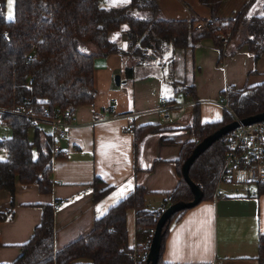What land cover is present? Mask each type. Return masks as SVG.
Masks as SVG:
<instances>
[{"label": "trees", "instance_id": "trees-1", "mask_svg": "<svg viewBox=\"0 0 264 264\" xmlns=\"http://www.w3.org/2000/svg\"><path fill=\"white\" fill-rule=\"evenodd\" d=\"M210 9L211 17L201 19H167L159 14L157 0H130L122 7H103L101 0H14V16H6V0H0V118L1 124L12 129V136L0 139V190L11 195V209L0 210V224L14 216L16 181L23 185L36 184L42 193H51L55 183L50 174L60 153L53 152V137L39 126H33L25 116L14 111L18 105L46 104L51 110L77 109L93 103L97 96L94 77L96 55L120 53L145 64L165 57L168 51L193 50L203 39L210 38L220 50L221 60L247 47L258 61L264 54V6L257 15H250L253 0H249L233 17L217 16L224 0H199ZM203 24L196 30L197 24ZM125 32L128 47L123 49L111 40V34ZM235 39L240 44L229 53ZM173 58V54L170 57ZM133 66H127L131 78ZM175 96L169 104L196 99L195 85L175 80ZM235 115L244 119L264 112V83L242 89L228 87ZM33 102H27L28 98ZM235 120L225 109L219 121L202 122L195 103L188 130L194 139L182 147L177 162L180 182L171 195L169 205L193 199L190 186L182 175V164L196 145L221 126ZM32 131V133H31ZM136 142L146 135L159 133L156 125L132 128ZM228 139L223 136L204 151L191 165L189 175L204 192L203 200L213 199L223 168ZM94 201L103 199L112 186L95 177L91 183ZM264 193V185H258ZM164 204L166 209L169 206ZM59 203L42 205V220L30 240L22 246L21 255L11 264H74L86 258L90 264H135V248L129 242L127 213L135 212L137 249L151 242L162 211L149 209L147 191L137 184L124 198L93 221L92 228L61 248L55 246L54 215ZM190 209V208H189ZM189 209L176 212L163 228L160 258L173 223ZM258 261L264 264V234L258 239Z\"/></svg>", "mask_w": 264, "mask_h": 264}, {"label": "crops", "instance_id": "crops-1", "mask_svg": "<svg viewBox=\"0 0 264 264\" xmlns=\"http://www.w3.org/2000/svg\"><path fill=\"white\" fill-rule=\"evenodd\" d=\"M157 1L163 18L211 17L210 9L199 0ZM248 1L224 0L217 16L231 18ZM107 2L112 7H122L130 0ZM256 2L252 1L250 15H257L252 12ZM111 40L123 49L128 47L125 32L112 33ZM239 44L240 40L232 41L229 53ZM127 66H133L131 78L126 73ZM116 75H120L119 85ZM94 77L97 96L93 103L77 108V119L62 141L61 157L54 160L50 174L55 183L53 191L42 193L36 184L16 181L14 216L0 224V264H11L21 255L22 246L41 223L42 205L59 203L54 215L56 248L87 233L96 218L137 184L146 188L148 208H160L166 195L180 182L177 162L183 145L194 139L188 126L195 103L202 122L221 120L225 112L222 91L264 83V54L256 61L245 46L221 60L220 50L206 38L193 50L172 53L170 49L165 57L145 64L120 53L96 55ZM175 80L194 84L196 99H188L194 103L179 118L165 123L158 107L161 97L170 100L175 96ZM178 101L185 100L178 98ZM108 106L112 111L104 115ZM144 125L159 126L161 131L136 142L132 128ZM39 128L47 134L52 132L48 124H40ZM95 177L113 187L98 202L94 201L91 188ZM9 209L11 195L0 190V210ZM127 227L133 246L136 239L133 210L127 213ZM261 234H264V193H259L258 188L250 192L222 185L213 199L201 201L172 224L162 259L168 264H259ZM90 263L81 258L74 264Z\"/></svg>", "mask_w": 264, "mask_h": 264}, {"label": "built area", "instance_id": "built-area-1", "mask_svg": "<svg viewBox=\"0 0 264 264\" xmlns=\"http://www.w3.org/2000/svg\"><path fill=\"white\" fill-rule=\"evenodd\" d=\"M203 24L196 25V30H201ZM27 102L32 103V98ZM194 103V102H192ZM189 100L177 104H169L165 97H161L158 112L165 123H169L180 117L186 107L191 105ZM222 106L231 112L235 120L240 122L239 126L230 131L226 137L228 139L229 149L225 154L224 164L220 173L216 194L221 186L230 183L236 185H247L255 183L264 185V120L249 124L241 123L229 105L228 95H224L221 100ZM112 111L111 106L103 110V114H109ZM17 115L25 116L33 126L48 124L52 127L51 135L53 137L54 154L62 151V141L67 137L70 128L77 119V109H55L51 110L46 104L41 103L38 106L18 105L14 111ZM134 118L135 115H132ZM1 124V118H0ZM171 201V195L168 194L163 201L160 210L164 211ZM151 242H146L141 249H137L136 239L133 247L135 264H146Z\"/></svg>", "mask_w": 264, "mask_h": 264}, {"label": "water", "instance_id": "water-1", "mask_svg": "<svg viewBox=\"0 0 264 264\" xmlns=\"http://www.w3.org/2000/svg\"><path fill=\"white\" fill-rule=\"evenodd\" d=\"M115 81L117 85L120 84V75H116ZM263 120H264V112L241 119V123L249 124V123L263 121ZM239 124L240 122L238 120H234L230 123H227L221 126L219 129H217L213 133L204 137L196 145L192 153L183 162L182 167H181L182 175L185 181L188 183V185L191 188V191L193 193V199L188 202L182 201V202L173 203L169 205L168 208L161 214V216L159 217L157 221L156 227L154 229L146 264H157L158 263V260L160 258V250H161V244H162V238H163V228H164V225L167 223V221L172 217V215H174L176 212H179L181 210L192 208L203 200V197H204L203 190L197 183H195L191 179L189 175V170H190L191 165L213 143L221 139L223 136H226L233 129L237 128Z\"/></svg>", "mask_w": 264, "mask_h": 264}, {"label": "rangeland", "instance_id": "rangeland-1", "mask_svg": "<svg viewBox=\"0 0 264 264\" xmlns=\"http://www.w3.org/2000/svg\"><path fill=\"white\" fill-rule=\"evenodd\" d=\"M263 3H264V0H257V2L255 3V5L253 6V9H252L253 14L254 13L259 14L261 12V8H262ZM102 4L106 8L113 6L112 3L107 2V0H104V2ZM6 16H7V18H13V16H14V0H11V3H10V0H6ZM235 40L238 41V39H235ZM167 95H169V93H167ZM42 125H45V124H42ZM12 133L13 132H12L11 127H9L8 125H5V124H0V139L10 137V136H12ZM31 133H32V131H31ZM5 153L6 152L4 150H1L0 151V157L1 156L4 157ZM1 159H3V158H1ZM223 186H227L230 189H240V191L243 189H246L247 191H250V192H255L258 188V186L255 183H249L247 185H244V184L243 185H236V184L226 183Z\"/></svg>", "mask_w": 264, "mask_h": 264}, {"label": "snow or ice", "instance_id": "snow-or-ice-1", "mask_svg": "<svg viewBox=\"0 0 264 264\" xmlns=\"http://www.w3.org/2000/svg\"><path fill=\"white\" fill-rule=\"evenodd\" d=\"M122 2H125L126 3V2H128V0H122ZM10 3H11V0H10Z\"/></svg>", "mask_w": 264, "mask_h": 264}]
</instances>
